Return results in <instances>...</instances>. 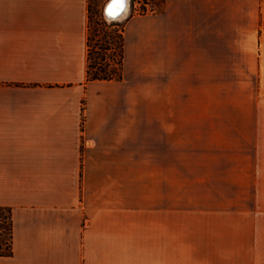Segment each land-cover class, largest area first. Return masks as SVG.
Wrapping results in <instances>:
<instances>
[{
    "label": "crops",
    "instance_id": "0c3cea01",
    "mask_svg": "<svg viewBox=\"0 0 264 264\" xmlns=\"http://www.w3.org/2000/svg\"><path fill=\"white\" fill-rule=\"evenodd\" d=\"M126 20L124 78L87 81L89 0H0V206L14 221L0 264H168L169 148L183 147L170 135L213 132L218 96L250 84L264 102V0H165ZM154 119L159 158L138 157Z\"/></svg>",
    "mask_w": 264,
    "mask_h": 264
},
{
    "label": "rangeland",
    "instance_id": "374dc122",
    "mask_svg": "<svg viewBox=\"0 0 264 264\" xmlns=\"http://www.w3.org/2000/svg\"><path fill=\"white\" fill-rule=\"evenodd\" d=\"M106 2L89 0L93 19L108 24L163 6L162 0H130L128 14L110 20ZM246 88L243 100L218 96L213 132H193L187 125L170 135L183 147L169 148L168 264H264V102L257 100L255 84ZM161 136L156 124L138 134V157L152 152L159 158L161 149L154 146ZM6 214L1 211L0 242L6 238Z\"/></svg>",
    "mask_w": 264,
    "mask_h": 264
},
{
    "label": "trees",
    "instance_id": "16d2710c",
    "mask_svg": "<svg viewBox=\"0 0 264 264\" xmlns=\"http://www.w3.org/2000/svg\"><path fill=\"white\" fill-rule=\"evenodd\" d=\"M165 0H162V4ZM146 11V5L143 8ZM89 35H88V69L87 81L91 80H121L125 75V27L126 21L108 24L102 18L94 20L89 4ZM6 211L3 228L6 238L0 242V256L14 253V221L10 207L0 206Z\"/></svg>",
    "mask_w": 264,
    "mask_h": 264
},
{
    "label": "snow or ice",
    "instance_id": "6c2138e0",
    "mask_svg": "<svg viewBox=\"0 0 264 264\" xmlns=\"http://www.w3.org/2000/svg\"><path fill=\"white\" fill-rule=\"evenodd\" d=\"M127 0H110L108 12L110 15H116L122 12L126 6Z\"/></svg>",
    "mask_w": 264,
    "mask_h": 264
},
{
    "label": "bare ground",
    "instance_id": "6f19581e",
    "mask_svg": "<svg viewBox=\"0 0 264 264\" xmlns=\"http://www.w3.org/2000/svg\"><path fill=\"white\" fill-rule=\"evenodd\" d=\"M109 2H110V0H107V2L105 3L104 8H103L104 12H105L106 6ZM130 4H131L130 0H127V3H126L124 10L116 19L122 20V18H124L128 14V12L130 10V6H131ZM109 19L113 20V18H109Z\"/></svg>",
    "mask_w": 264,
    "mask_h": 264
},
{
    "label": "water",
    "instance_id": "95a60500",
    "mask_svg": "<svg viewBox=\"0 0 264 264\" xmlns=\"http://www.w3.org/2000/svg\"><path fill=\"white\" fill-rule=\"evenodd\" d=\"M110 2L107 4L106 9H105V15L107 16V18H113L116 19L122 12L116 14V15H110L108 12V6H109Z\"/></svg>",
    "mask_w": 264,
    "mask_h": 264
}]
</instances>
